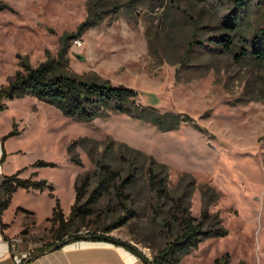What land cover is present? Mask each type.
<instances>
[{"label":"rangeland","instance_id":"obj_1","mask_svg":"<svg viewBox=\"0 0 264 264\" xmlns=\"http://www.w3.org/2000/svg\"><path fill=\"white\" fill-rule=\"evenodd\" d=\"M235 1L0 0V86L21 69L23 58L31 66L60 58L63 33H75L90 18L93 25L66 40L59 68L133 87L142 106L179 115L174 127L161 129L125 112L82 121L32 95L4 99L3 171L33 173L46 179L55 195L48 188L19 187L5 209L8 222H23L14 238L32 246L27 256L51 242L54 225L48 217L56 198L68 214L77 177L89 173L92 186L96 161H102L123 175L134 170V177L124 201L113 191L102 196L84 223L78 221L80 231H101L117 222L107 234L149 259L159 258L177 229L169 214L171 231L162 224L166 212L173 213V201L182 196L184 213L198 217L200 188L209 185L218 197L208 206L207 222H219L227 232L202 239L178 262L162 264H216L225 254L228 264H264V61L239 57L254 33L264 30V0H250L239 11V29L229 33L223 22L237 11ZM227 34L233 37L231 51L214 41ZM120 144L142 153L130 164ZM150 156L168 168L171 199L163 200L162 215L157 210L162 202L149 185ZM38 160L43 163L34 165ZM112 250L115 258L133 261L124 249Z\"/></svg>","mask_w":264,"mask_h":264},{"label":"trees","instance_id":"obj_2","mask_svg":"<svg viewBox=\"0 0 264 264\" xmlns=\"http://www.w3.org/2000/svg\"><path fill=\"white\" fill-rule=\"evenodd\" d=\"M250 0H236L237 11H231L227 14L223 25L229 33L237 32L241 14L239 11L248 6ZM93 20L85 19L82 21L75 33H63L62 48L60 49V58L57 60L46 59L36 66H31L26 58L19 61L21 69H18L13 77L6 84L0 86V111L6 107L4 99H13L23 97L25 95L35 96L37 99L45 101L58 108L64 115L80 119L82 121H91L96 116L106 115L109 111L125 112L135 117L151 120L159 128L174 127L178 123L177 115L171 113L161 114L155 109L142 106L137 102L138 91L133 87L124 84H112L107 79L99 78H83L76 74H70L61 70L59 65L62 62L64 54L63 49H67L66 40L70 37L81 35L82 31L93 25ZM222 39H215L218 45H221L224 50L231 51L233 47V37L227 34ZM65 40V41H64ZM249 56L256 61H264V30L255 32L251 40L245 43L241 49L239 57ZM14 133L10 131L8 134ZM119 147L126 148L129 163H134L140 153L133 147L126 144H120ZM2 156V155H1ZM2 159V158H1ZM71 159H75L71 157ZM76 160V159H75ZM43 163L42 160L34 162V165ZM156 164V165H154ZM95 181L92 186H89L91 175L85 173L83 176L77 177L74 183V200L70 206L68 214L61 207L58 198L52 207L51 214L48 219L52 222V240L51 242L39 247L33 254L27 256L19 262V264H27L36 255L42 254L48 250L57 249L64 244L78 240H103L120 245L131 253L136 255L143 264H162L165 260L178 262L181 258L195 249L199 242L208 236H219L225 234L226 229L219 222H207L211 217L208 211V206L218 197L216 190L209 185L202 186V210L198 217L185 214L186 206L182 196L173 201V213L167 211L163 218V226L165 230L171 231L172 223L169 222L170 216H173V229L176 223V231L169 238L165 245V251H161L160 257L147 258L136 246L131 243L116 238L107 234L117 222L100 226L101 231L79 230V222L84 223L86 218L95 210V205L98 200L114 192L118 202L122 203L127 194L124 192L126 186L134 177V170H126V174H121L119 168L112 166L109 163L96 161ZM21 171L17 169L11 174L4 175L0 182V226L4 223L1 220L3 211L10 203L13 192L22 187L26 190H44L49 189L48 193L54 197L52 192L53 186L43 178H35L33 173L28 177L19 175ZM149 185L155 194V198L162 203H159L157 210L161 213L163 200L171 199L169 190L166 184L168 168L165 164L157 162L153 157H149L148 164ZM193 185L191 180L190 184ZM162 199V200H161ZM20 208V207H19ZM24 211L27 209L20 208ZM179 210V211H178ZM162 215V213H161ZM168 216V217H167ZM79 221V222H78ZM229 255L225 254L222 257L216 258V264H228Z\"/></svg>","mask_w":264,"mask_h":264},{"label":"crops","instance_id":"obj_3","mask_svg":"<svg viewBox=\"0 0 264 264\" xmlns=\"http://www.w3.org/2000/svg\"><path fill=\"white\" fill-rule=\"evenodd\" d=\"M5 146L6 141H3L0 144V161H2L6 154ZM7 174L3 171L2 163H0V182L3 176ZM21 208L24 207L21 206ZM5 211H3L1 216L4 226H0V264H19V262L27 257L29 251L32 250V246L20 244L19 242L13 244V238L22 227L23 222H14L12 220L8 222V219L5 217ZM16 212L15 208V216H17ZM21 215L18 214V217H21ZM116 247L124 249L128 256L133 257V261L132 259L128 261L127 259L121 260L115 258L112 249H116ZM132 262L133 264H143L136 255L120 245L103 240L78 239L68 242L57 249L48 250L36 255L27 264H129Z\"/></svg>","mask_w":264,"mask_h":264},{"label":"built area","instance_id":"obj_4","mask_svg":"<svg viewBox=\"0 0 264 264\" xmlns=\"http://www.w3.org/2000/svg\"><path fill=\"white\" fill-rule=\"evenodd\" d=\"M75 41H76V42H80L79 39H77V40H75ZM17 240H18L17 238H13V244H15Z\"/></svg>","mask_w":264,"mask_h":264}]
</instances>
